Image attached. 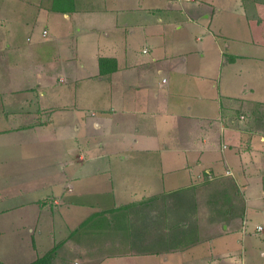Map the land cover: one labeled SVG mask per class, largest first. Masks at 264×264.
<instances>
[{"label":"crops","instance_id":"0c3cea01","mask_svg":"<svg viewBox=\"0 0 264 264\" xmlns=\"http://www.w3.org/2000/svg\"><path fill=\"white\" fill-rule=\"evenodd\" d=\"M56 1L62 6V0ZM66 1V7L52 9L53 0H46V9L62 15L69 25L67 28L73 29L72 36L54 32L63 72L58 78L64 87L60 99L66 100L64 89L68 87L72 103L60 100L55 104L51 101L52 94L43 91L45 100L33 113H47L48 117L33 121L24 118L8 134L12 139H26L29 134L35 137L41 128L42 140L59 142L58 175L46 188L26 192L25 201L0 210V261L28 264L61 243L56 264L65 260L63 254L77 256L81 264L110 262L108 259L115 255L118 257L115 259L122 258L132 264H157L162 259L167 264H237L231 249L219 252L220 247L214 242L238 232L240 227L235 224V217L240 218L243 230L250 203H254L255 209L262 204L264 213V54L249 55L238 49L227 52L229 55L225 57L222 53L221 69L225 74L216 85H210L212 90L217 89L215 95H210L204 85L190 80L204 76L201 58L188 60L180 44L178 53L166 51L160 38L164 31L159 35L160 17L158 23L143 20L153 16L152 12L172 10L173 1L180 3L179 9L184 7L182 1H199L203 7L189 9H195L199 18H204L206 32L215 33L211 28L214 25L215 30H221L220 22L215 23L213 19L223 15L224 10H231L245 18L247 42L264 48L253 41L250 27V21L257 16L256 3L264 0H165L164 7L153 5L149 0L151 7H145L146 14L130 12L134 7L130 4L138 0ZM142 27H150L145 33L159 41L135 51L130 47V40L136 38L137 29ZM43 30H46L43 37H49V30L53 31L52 26ZM219 34L215 35L217 40ZM67 36L76 41L81 38V45L78 47L76 43L62 54L64 49L60 43ZM100 57L114 58L116 70L101 75ZM194 63L200 64L201 72ZM80 133L87 139L80 140ZM115 154L120 163L115 169L120 171L124 163L133 164L120 173L122 176L135 174L139 178L130 188L137 189L138 193L134 194H141L142 198L119 203L114 199L106 202L95 199L106 194L98 193V186H105L114 194L112 176L105 175L112 170V162L118 163L113 158ZM221 181H230L234 187L225 188ZM122 193L132 194L131 191ZM167 194L176 196L178 202L172 204L180 208V213L176 217L166 215L161 220L164 242H169L167 228L183 220L187 224L185 228L193 231L190 239L194 242L190 246L166 253H135L124 240L126 251L122 250L118 256L120 253L115 252L118 246L112 245V235H103V225L80 226L91 215L89 211L95 204H100L99 210H103ZM80 213H84V219L72 231L78 226L79 230L87 228L80 234L70 231L66 235V224L60 227L58 221H70L65 220L66 216L79 219ZM6 227L13 230L12 239L9 235L6 237ZM18 227L24 229L23 233L19 231L22 235L19 239L14 235ZM91 227L98 228L93 233ZM255 230L258 234L264 233V225H256ZM88 231L92 243L102 240L99 243L102 242L103 250L98 254L105 256L92 259L86 249L91 252L96 245L81 246V239L87 237ZM122 236L127 238L128 234L122 233ZM11 243H20V246ZM206 243H212V249L204 246V255L195 251ZM238 257L243 264L242 255Z\"/></svg>","mask_w":264,"mask_h":264},{"label":"rangeland","instance_id":"374dc122","mask_svg":"<svg viewBox=\"0 0 264 264\" xmlns=\"http://www.w3.org/2000/svg\"><path fill=\"white\" fill-rule=\"evenodd\" d=\"M151 1H153L151 2L153 5L164 7L165 0ZM198 2L191 3L189 1H182L181 5L185 8L182 7L183 9H179L180 3L173 1L170 5L171 8H175H172V10L161 9L160 14L152 12L150 14L153 16H148L143 21L158 23L156 21H158L160 17L162 24L158 23L161 29L159 35L162 33V30L164 31L161 37L159 36L161 41L163 42L164 40V42L160 43L165 47L164 49L166 51L178 53V46L180 44V46H183L181 50L186 53L185 56L188 60L191 61L201 58L200 62L204 67V76L199 78H196L197 76L191 77L190 80L191 82H195V84L196 82L201 83L204 85V90L207 91V93L215 95L214 91L217 89L215 88V90H212L210 85H216L221 77L223 78L225 71L221 69V60L229 55L227 52L238 49L241 53L259 55L264 54V48L247 42L249 39L245 18L241 13L231 10H224L223 15L213 19L215 23L220 22L222 26L221 30H215L214 25L211 28L215 33L210 34L206 32L204 30V18H199V14H196L197 11L195 9L199 6ZM148 3L149 0L147 2L138 0L137 3H131L130 5L134 7L130 12L138 11L142 14H146L147 11H145V7L148 6ZM58 4H55V6L64 8L67 6L68 2L63 0L62 3H60L62 6ZM51 6H54L53 2ZM192 7L195 9H189ZM185 9H187V12H183ZM58 14L59 13H50L49 10L46 9V0H0V198L3 197V199H0V210L11 207L14 202L18 203L19 201H25L26 198L24 195L26 192L34 193L35 190L41 187L46 188L48 183L53 181L58 175L57 165L58 162H60L58 156L59 142H47L46 140H42L40 136V134L43 133L41 128L37 130L35 137H33V134H29L26 139L20 138L16 140L8 135L10 134L9 130L12 129L14 125H20L24 122V118L28 119V121H33L35 119H46L48 117L47 113H33L37 110L41 102L45 100V97L42 95L43 91L48 90L49 94H52L54 98L51 97V101L55 104L59 103L60 100L61 102L72 103V95H68L70 92L68 87L64 89V97L66 100L60 99V92L64 87L58 81V78L63 76V72L59 62L58 45L55 40L57 35H55V33L57 32L60 36H63V33H67V35L71 33L72 36L73 29L72 27L67 28L69 26L68 23H66L65 19H62V15ZM191 17L194 21L191 20ZM60 18L61 20H58ZM195 22H199V25ZM47 26L49 28L52 26L53 31L49 30V37H43L42 30ZM179 26L182 27L179 28ZM149 30L150 27L137 29L135 33L136 38L130 40V47L134 48L135 51H139L141 47L146 44L158 43L159 40L145 33H148ZM218 33L220 34L217 40L215 35ZM71 36H67L66 39L61 41L60 48L64 49V51H61L62 54L70 51L76 43L78 47L81 45L79 43L82 41L81 38L76 41L77 39ZM197 37L199 39H197ZM222 53H224L223 58ZM68 64L67 62V70L71 68H69ZM194 65H197V63H194ZM198 66H200V64L196 66V70L201 72ZM174 78L176 79L175 76L173 79ZM28 112L33 114H28ZM79 138L80 140L87 139L82 133H80ZM19 141H23L21 142L22 144H18ZM24 142L26 143L23 144ZM117 157L118 155L115 154L113 158H116L118 163L112 162V170L105 175L106 178H108L107 176L109 174L112 176L114 194L108 192L107 187L98 186L96 189L98 193L104 192L106 194L96 196L95 199L97 201L106 202L114 199L116 203H119L142 198L141 194H134L138 193L137 189L130 188L132 185L135 186L139 178H136L135 174H133V176L126 174L122 176L121 174L126 172L127 168L133 164L124 163L121 165L119 171L115 169L116 166L120 164ZM142 181H144L143 177ZM221 185L225 188L234 187L233 183L230 181H221ZM124 186L130 189L124 188ZM128 191H131L132 194L122 193ZM80 196H84L82 191H80ZM156 198H154L155 200L150 198L147 203L141 204V206L139 205V207H141V212L135 215L133 214V217L138 219V225L133 230L134 232H131L135 235L129 234L127 238H125L122 236L123 231L120 232L121 229L106 226L103 235H112V245L115 247L118 246L115 248L116 253H120L122 250L126 251L124 240L125 244H128L129 249L133 247L132 250L135 251L143 249L142 247L150 248L152 246L158 248L159 244L155 242V239H162L164 234V227L162 226L163 221L161 220L165 218L166 215L176 217L178 212H180V208L172 204H177L178 200L175 201L176 196L167 194ZM165 202L168 207H166ZM121 205L124 204H118L116 207ZM254 207V203H250L247 207V218H245L246 221L244 222L243 230L240 226L242 225L240 224V218L235 217L236 220L234 222L240 227L238 232H231L214 242L216 246L220 247V249H218L219 252L231 249L236 254L233 260L237 262V264H240V258H237L240 254L243 257V264H264V233L258 234L255 230L256 225H264V213L263 208H261L262 204L258 206V209ZM101 208L100 204H95V208L89 211V213H91V215L100 213L97 215L100 221L110 224L111 215L108 212L113 208L99 210ZM231 210L232 207L229 211ZM14 212L15 211H11L13 214ZM80 215L81 217L79 219L75 218L73 220L66 216L65 220H70H66V223H60L58 221L60 227L66 224V235L84 219V216H82L84 213H80ZM117 215L118 214L115 216ZM95 220L96 216L92 221H85V223L94 225ZM116 223L120 222L117 221ZM146 226L149 228L146 229ZM20 227H18L19 230L17 229V232L16 229L14 232L17 239L22 238L20 232H24V229H20ZM86 228L87 227H81L79 230L78 226V228L72 232L79 231L80 234V232ZM94 228L97 229L98 227H91L90 231L93 233L95 230ZM4 230H6V237L9 235L12 239L13 234L11 232H13V230L8 229V227L4 228ZM8 230L9 232H7ZM152 232H154L153 235ZM26 233L28 236L30 235L29 232ZM85 235H87V237L83 236L81 239V246L85 245L87 247L89 245H96L95 249L91 252L88 251L90 249H86V253H89V257L94 259L105 256L103 253L102 255L98 254L103 250L102 242L101 244L99 243L102 240L92 243L93 241L88 238L92 237L90 232L88 231ZM242 235L245 236L242 238ZM73 236H77V234ZM6 241L8 242L9 238L6 239ZM11 244H13V246H20V243ZM60 244L61 243H57L56 245L57 252ZM54 246L50 247L49 250ZM113 246L112 248H114ZM204 246L207 250L208 248L212 249V243H206L205 245L203 244L197 247L195 251H198L197 253H203L204 255ZM115 252L112 251L114 255L116 254ZM57 255L55 262H57ZM119 255H121V253L118 254V256ZM62 257L65 260H60L58 262L59 264H77L79 262L77 256L63 254ZM115 258L118 257L115 255L114 258L108 259L110 262L102 264H132L122 258ZM160 258L163 257L161 256ZM157 264L167 263L162 259Z\"/></svg>","mask_w":264,"mask_h":264},{"label":"trees","instance_id":"16d2710c","mask_svg":"<svg viewBox=\"0 0 264 264\" xmlns=\"http://www.w3.org/2000/svg\"><path fill=\"white\" fill-rule=\"evenodd\" d=\"M55 4L57 5L58 1L53 0L54 6L52 7V9H61L59 6L56 7ZM256 9H257V16L254 20L250 21L252 38L255 43L264 45V2H261V1L257 2ZM98 65H99V73L101 75L110 74L113 71H115L117 68L116 60L114 58L100 57L98 60ZM148 200L150 199L145 198L140 201H134V202L113 208L112 210L108 212L111 215V219H110L111 221L109 220L110 224H108L107 222L106 225H104V222L100 221V219L97 217V215H99L100 213L92 214L88 216L85 221L86 222L92 221L96 216V220L94 221V224L98 226L103 225L104 227L102 226L101 228H103L104 230L106 226L111 227V228L116 227L118 229H121L120 232L123 231V233L125 234L135 235L134 233H131V232H134L133 230L138 225L137 223L138 219L133 217V214L135 215V214L140 213L141 207H139V205L141 206V204L147 203ZM116 214L118 215L115 216ZM85 221H83L80 224V226L87 224L85 223ZM117 221H119L120 223H116ZM185 225L187 224L183 220H179V222H176V224L171 225L170 227L167 228L166 238L169 240V242H164L165 239L163 237L162 239L158 238V239H155V242L156 243L158 242L159 246L161 245L160 247L158 246V248H155L151 246L150 248H148L146 246L147 248L142 247L143 249L141 250L139 249L136 251L134 250L135 253H166V252L179 250L184 247L192 245L194 241L190 239V237L191 235H193V231L190 228L186 229ZM145 228L148 229L149 227L146 226ZM56 255H57V247L54 246L52 249L46 251L43 255L37 257L35 260H33L32 262L28 264H56L55 262ZM0 264H5V263L0 261Z\"/></svg>","mask_w":264,"mask_h":264},{"label":"built area","instance_id":"2783aa9c","mask_svg":"<svg viewBox=\"0 0 264 264\" xmlns=\"http://www.w3.org/2000/svg\"><path fill=\"white\" fill-rule=\"evenodd\" d=\"M42 34L46 35V30H43ZM257 229H260V227L258 226Z\"/></svg>","mask_w":264,"mask_h":264}]
</instances>
